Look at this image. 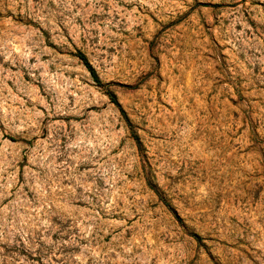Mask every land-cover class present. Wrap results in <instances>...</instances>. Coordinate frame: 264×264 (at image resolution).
<instances>
[{
    "label": "rangeland",
    "instance_id": "obj_1",
    "mask_svg": "<svg viewBox=\"0 0 264 264\" xmlns=\"http://www.w3.org/2000/svg\"><path fill=\"white\" fill-rule=\"evenodd\" d=\"M0 264H264V0H0Z\"/></svg>",
    "mask_w": 264,
    "mask_h": 264
},
{
    "label": "trees",
    "instance_id": "obj_2",
    "mask_svg": "<svg viewBox=\"0 0 264 264\" xmlns=\"http://www.w3.org/2000/svg\"><path fill=\"white\" fill-rule=\"evenodd\" d=\"M77 57L83 62L84 66L87 68V70L89 71V73L93 77V80L96 82V84L98 86H101L102 87L103 86V82L100 79L99 75L97 74L96 70L93 68V66L90 63V61L88 60V58L86 57V55L83 54V53H79L77 55ZM108 96L110 97V99L112 100V102L114 104H116L117 106H119V103L117 101V98H116V96L113 93L108 92ZM11 140L12 141H16L14 138H11ZM135 140L137 141V143L139 145H141L140 142H139V138L138 137H135Z\"/></svg>",
    "mask_w": 264,
    "mask_h": 264
}]
</instances>
